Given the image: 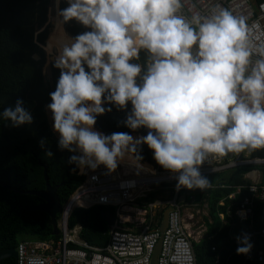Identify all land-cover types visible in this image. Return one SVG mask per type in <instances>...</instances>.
<instances>
[{
  "label": "clouds",
  "instance_id": "obj_1",
  "mask_svg": "<svg viewBox=\"0 0 264 264\" xmlns=\"http://www.w3.org/2000/svg\"><path fill=\"white\" fill-rule=\"evenodd\" d=\"M68 5L59 11L63 22L75 19L91 29L67 38L53 64L60 76L47 110L59 150L80 153L69 164L113 171L118 160L146 144L162 168L178 174L176 191H204L213 186L200 167L210 158L264 150V44L251 45L248 16L220 4L201 13L195 3L188 5V16L182 12L185 0H68ZM141 51L145 62L134 63ZM129 102L125 124L146 127V136L93 130L96 117L112 111L105 104L125 109ZM25 103L18 98L3 110L11 127L33 123ZM45 141H39L42 150ZM235 239L237 254L248 255L250 234Z\"/></svg>",
  "mask_w": 264,
  "mask_h": 264
},
{
  "label": "trees",
  "instance_id": "obj_2",
  "mask_svg": "<svg viewBox=\"0 0 264 264\" xmlns=\"http://www.w3.org/2000/svg\"><path fill=\"white\" fill-rule=\"evenodd\" d=\"M251 1L260 3L263 0ZM68 6V0H0V254L15 250L23 240L59 238V235L52 234L48 214L37 210L44 203L35 195L45 191L44 171L49 186L56 188L61 206L83 181L79 168L68 163L70 156L80 153L59 150V134L54 131L52 113L47 110V105L51 103L49 94L55 90L60 76V70L53 66L59 49L68 42L67 38L91 31L75 19L63 22L59 11ZM146 58L147 53L141 51L140 59L133 62L143 64ZM84 67L90 71L87 65ZM18 98L26 102L24 106L31 111L34 120L31 125L16 128L3 119L2 113ZM104 107H111L112 111L97 116L93 130L104 135L128 133L134 139L141 137L130 128L110 123L112 118H127L132 107L130 102L125 109L111 104ZM41 138H46L44 150L39 145ZM46 150L53 155L47 156ZM132 155L141 170L154 174L155 160L146 144L140 145ZM250 156L264 158V150L254 151ZM251 169L249 166L231 169L223 184L204 191H193L199 205L206 204L208 209V219L204 218L205 237L198 244H193L195 264H255L254 258L246 260V255H238L234 244L233 238L246 230V224L234 225L227 217L233 213L246 191L241 189L233 199H227V196L234 193L235 187L247 185L243 175ZM175 186L167 185L163 191L148 194L144 204ZM172 195L173 190L167 197ZM219 202L222 204L219 205ZM263 209V204L255 205V227L261 225ZM101 213L114 216L115 211L103 207L75 209L68 218V228L79 225L83 241L91 246L103 247L110 227L100 218ZM219 214L223 217L222 221L218 218ZM257 249H264L263 239L257 242ZM0 264H15V260L7 259Z\"/></svg>",
  "mask_w": 264,
  "mask_h": 264
},
{
  "label": "built area",
  "instance_id": "obj_3",
  "mask_svg": "<svg viewBox=\"0 0 264 264\" xmlns=\"http://www.w3.org/2000/svg\"><path fill=\"white\" fill-rule=\"evenodd\" d=\"M190 3H195L196 10L201 13H206L215 4H220L236 14L248 16V36L251 45L264 44V8L261 7L264 0L260 3H253L251 0H185L182 12L188 16L191 15L187 11ZM227 158L229 159L221 164ZM245 166L253 168L243 175V179L248 182L247 185L235 187L234 193L229 194L227 199H233L234 194H239L241 189L246 192L233 213L227 217L234 225L246 224V230L242 233L250 234L253 244L251 252L246 255V260L254 258L255 264H264V249H257V242L264 240V209L261 225L259 227L254 225L255 205H264V158L251 157L247 152L223 158H210L209 162L201 165L200 172L202 176H207ZM256 168L262 173L257 172ZM152 170L155 175L151 177L124 174L120 169L110 171L106 167L79 172L83 178L80 187L60 209L59 238L21 241L14 250L15 264H29L30 260L43 261V264H149L158 240L156 264H195L193 244H198L201 240V237L198 238L199 229L204 226L199 225L195 235L192 228L197 222H194L192 213L187 217L183 215V207H196L198 203L193 191L199 189L182 188L176 191V187H172L170 189L173 190V195L168 198L169 200H160L158 197L144 204L146 195L154 193V186L177 183L175 177L178 174L165 170L156 161ZM154 180L157 182L154 183ZM182 194L185 195V201L179 203ZM93 207H110L115 210L114 223L109 228L108 240L103 247L91 246L83 241L80 238L79 225L72 229L67 225L72 211L88 210ZM167 208L170 209L167 224L163 232L159 233V214ZM218 218L222 221L223 217L219 214ZM237 236L233 238L236 247Z\"/></svg>",
  "mask_w": 264,
  "mask_h": 264
},
{
  "label": "water",
  "instance_id": "obj_4",
  "mask_svg": "<svg viewBox=\"0 0 264 264\" xmlns=\"http://www.w3.org/2000/svg\"><path fill=\"white\" fill-rule=\"evenodd\" d=\"M126 119H117V118H112L110 120L111 124H114L118 127H123V128H129L125 124ZM131 129V128H130ZM133 130V129H132ZM137 132L141 137L146 136L149 132V129L146 127H140L136 130H133ZM230 155V154H229ZM44 181H45V191L41 193H35L37 197L43 200V204L37 208V210L43 211L46 214H48L50 221L49 223L53 227V235L57 236L59 235V230H58V222L56 217L60 213L61 205L60 202L58 201L57 195H56V188H51L48 184V179H47V174L46 171H44ZM185 201V195H182L179 199V203H183ZM169 208L164 209L161 213V218H160V223L158 227V232L162 233L165 224H167V216L169 212ZM100 218L109 226L114 223V217L108 213H101ZM159 252V240L156 242V245L153 249L152 255L150 257V262L149 264H156V256ZM16 255L14 250L13 251H5L2 254H0V263L4 260L7 259H13L15 260Z\"/></svg>",
  "mask_w": 264,
  "mask_h": 264
},
{
  "label": "rangeland",
  "instance_id": "obj_5",
  "mask_svg": "<svg viewBox=\"0 0 264 264\" xmlns=\"http://www.w3.org/2000/svg\"><path fill=\"white\" fill-rule=\"evenodd\" d=\"M229 158L225 159L223 162H221V164H223L225 161H227ZM230 159H233V158H230ZM237 168H240V167H237ZM118 169V168H116ZM257 172H260L259 169H255ZM230 171L229 170H226V171H222V172H219V173H214V174H210V175H207V176H204L206 178L209 179L210 182H212V186H215V185H218V184H223L228 175H229ZM262 173V172H260ZM167 185H171V184H161L160 186L157 185V186H154L153 187V191H163L165 189L164 186H167ZM169 191H167V193L163 194L162 196H159V199L160 200H169L167 196H169L171 194V190L170 189H167ZM198 203V201H197ZM189 213H192L194 215V222H197V225L195 227L192 228V230L194 231L195 235H197V228L199 225L201 226H205V221H204V218H207L208 219V209H207V205L203 204V205H199V203L196 205V207H187V206H184L183 207V215H185L186 217L188 216ZM188 221V219H187ZM205 233H202L201 236H205L204 235Z\"/></svg>",
  "mask_w": 264,
  "mask_h": 264
},
{
  "label": "bare ground",
  "instance_id": "obj_6",
  "mask_svg": "<svg viewBox=\"0 0 264 264\" xmlns=\"http://www.w3.org/2000/svg\"><path fill=\"white\" fill-rule=\"evenodd\" d=\"M103 167H105V166L104 165H100L97 168H103ZM117 168L120 169V170H122L124 174H131V173H133V174H140L142 176H147V177H151V176H154L155 175V173L154 174H151L149 172H146V171L141 170L137 166V164L135 163V160H134V157H133L132 154H127L124 157L123 160H118V166H117ZM133 168L139 170V172L133 171L134 170ZM85 169L91 170V168H89V167L86 166L83 169L79 168V172L80 173H84L85 172ZM131 169H133V170H131ZM156 182H157V180H154V183H156Z\"/></svg>",
  "mask_w": 264,
  "mask_h": 264
},
{
  "label": "crops",
  "instance_id": "obj_7",
  "mask_svg": "<svg viewBox=\"0 0 264 264\" xmlns=\"http://www.w3.org/2000/svg\"><path fill=\"white\" fill-rule=\"evenodd\" d=\"M205 227H206V226H204L203 228L199 229L198 238H200V237H201V240H202V239L205 237V236H201V235H202V233H205Z\"/></svg>",
  "mask_w": 264,
  "mask_h": 264
},
{
  "label": "flooded vegetation",
  "instance_id": "obj_8",
  "mask_svg": "<svg viewBox=\"0 0 264 264\" xmlns=\"http://www.w3.org/2000/svg\"><path fill=\"white\" fill-rule=\"evenodd\" d=\"M91 209V208H90ZM89 210V209H88Z\"/></svg>",
  "mask_w": 264,
  "mask_h": 264
}]
</instances>
